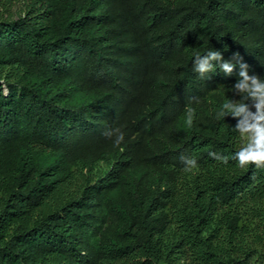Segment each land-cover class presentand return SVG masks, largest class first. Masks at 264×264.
Wrapping results in <instances>:
<instances>
[{
  "label": "trees",
  "instance_id": "trees-1",
  "mask_svg": "<svg viewBox=\"0 0 264 264\" xmlns=\"http://www.w3.org/2000/svg\"><path fill=\"white\" fill-rule=\"evenodd\" d=\"M19 1L0 20V264H264V166L209 155L247 142L217 117L238 69L192 67L212 48L264 78V0Z\"/></svg>",
  "mask_w": 264,
  "mask_h": 264
},
{
  "label": "clouds",
  "instance_id": "clouds-1",
  "mask_svg": "<svg viewBox=\"0 0 264 264\" xmlns=\"http://www.w3.org/2000/svg\"><path fill=\"white\" fill-rule=\"evenodd\" d=\"M192 67L202 78L217 71L230 76L234 69H238V79L231 90L240 94L241 99L233 100L226 96L218 109L217 117L238 118L232 130L246 136L247 142L233 152L231 157L214 152L209 155L224 162L234 159L241 167L264 166V78L250 75L249 65L242 61L239 53H234L232 59L225 60L221 51L212 48L206 49L203 54L194 51ZM187 119L191 123V113ZM185 162L190 166L196 165L194 158H185Z\"/></svg>",
  "mask_w": 264,
  "mask_h": 264
},
{
  "label": "rangeland",
  "instance_id": "rangeland-1",
  "mask_svg": "<svg viewBox=\"0 0 264 264\" xmlns=\"http://www.w3.org/2000/svg\"><path fill=\"white\" fill-rule=\"evenodd\" d=\"M23 4L19 0H13L4 4L0 3V20L2 19H18L23 12Z\"/></svg>",
  "mask_w": 264,
  "mask_h": 264
},
{
  "label": "bare ground",
  "instance_id": "bare-ground-1",
  "mask_svg": "<svg viewBox=\"0 0 264 264\" xmlns=\"http://www.w3.org/2000/svg\"><path fill=\"white\" fill-rule=\"evenodd\" d=\"M85 53V52H84ZM74 63V61H72Z\"/></svg>",
  "mask_w": 264,
  "mask_h": 264
}]
</instances>
